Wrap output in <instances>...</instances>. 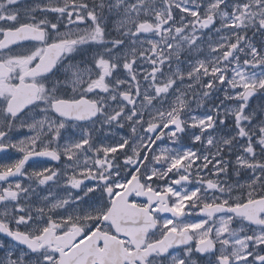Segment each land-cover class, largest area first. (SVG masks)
<instances>
[{
    "label": "snow or ice",
    "instance_id": "1",
    "mask_svg": "<svg viewBox=\"0 0 264 264\" xmlns=\"http://www.w3.org/2000/svg\"><path fill=\"white\" fill-rule=\"evenodd\" d=\"M0 264H264V0H0Z\"/></svg>",
    "mask_w": 264,
    "mask_h": 264
},
{
    "label": "flooded vegetation",
    "instance_id": "2",
    "mask_svg": "<svg viewBox=\"0 0 264 264\" xmlns=\"http://www.w3.org/2000/svg\"><path fill=\"white\" fill-rule=\"evenodd\" d=\"M26 2H32V0H26ZM13 155L15 156V155H17V154H15V153H13ZM4 159L6 160L7 159V157H4ZM50 163H53L54 164V162H50ZM29 166H32L31 165V161L29 162Z\"/></svg>",
    "mask_w": 264,
    "mask_h": 264
}]
</instances>
